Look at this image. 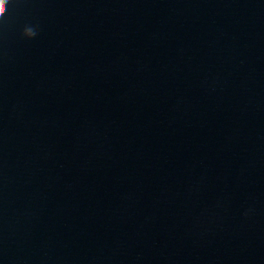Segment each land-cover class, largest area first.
Returning <instances> with one entry per match:
<instances>
[{
	"label": "water",
	"instance_id": "water-1",
	"mask_svg": "<svg viewBox=\"0 0 264 264\" xmlns=\"http://www.w3.org/2000/svg\"><path fill=\"white\" fill-rule=\"evenodd\" d=\"M0 264H264V0H8Z\"/></svg>",
	"mask_w": 264,
	"mask_h": 264
},
{
	"label": "clouds",
	"instance_id": "clouds-1",
	"mask_svg": "<svg viewBox=\"0 0 264 264\" xmlns=\"http://www.w3.org/2000/svg\"><path fill=\"white\" fill-rule=\"evenodd\" d=\"M8 3V0H4L3 4H0V16H3L5 13V5ZM22 35L25 38L31 39L37 35V30L35 26H28L22 29Z\"/></svg>",
	"mask_w": 264,
	"mask_h": 264
}]
</instances>
